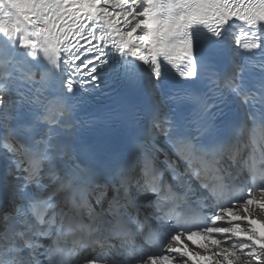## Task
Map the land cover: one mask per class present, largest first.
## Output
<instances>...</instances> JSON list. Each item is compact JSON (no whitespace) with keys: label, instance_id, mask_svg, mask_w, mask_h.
I'll return each mask as SVG.
<instances>
[{"label":"snow or ice","instance_id":"snow-or-ice-1","mask_svg":"<svg viewBox=\"0 0 264 264\" xmlns=\"http://www.w3.org/2000/svg\"><path fill=\"white\" fill-rule=\"evenodd\" d=\"M0 42V264H264V0H0ZM113 63L184 83L102 160L56 129Z\"/></svg>","mask_w":264,"mask_h":264},{"label":"bare ground","instance_id":"bare-ground-1","mask_svg":"<svg viewBox=\"0 0 264 264\" xmlns=\"http://www.w3.org/2000/svg\"><path fill=\"white\" fill-rule=\"evenodd\" d=\"M0 46H2V42H0ZM139 78H140V81L147 85L148 89L150 92L153 91V82L150 81V79L148 78V75L145 73V72H139ZM157 98V97H156ZM156 107H162L160 104H159V99H156ZM166 110V109H165ZM70 135H72V132L70 133Z\"/></svg>","mask_w":264,"mask_h":264},{"label":"rangeland","instance_id":"rangeland-1","mask_svg":"<svg viewBox=\"0 0 264 264\" xmlns=\"http://www.w3.org/2000/svg\"><path fill=\"white\" fill-rule=\"evenodd\" d=\"M156 96V95H155Z\"/></svg>","mask_w":264,"mask_h":264}]
</instances>
